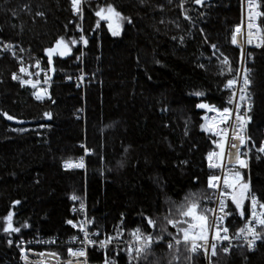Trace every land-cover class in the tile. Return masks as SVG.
<instances>
[{
    "label": "trees",
    "instance_id": "trees-1",
    "mask_svg": "<svg viewBox=\"0 0 264 264\" xmlns=\"http://www.w3.org/2000/svg\"><path fill=\"white\" fill-rule=\"evenodd\" d=\"M260 1L264 11V0ZM180 2L86 0L88 84L82 119L83 94L74 84L82 68L79 44L70 45L68 56L54 55L51 66L44 52L61 36L77 38L70 0H0L1 46L12 45L16 53L0 49V113L16 117L9 121L0 115V264H23L15 243L9 246L7 239L37 231L72 235L65 222L85 195L95 228L113 233L123 214L127 239L129 231L142 226L141 213L159 223L186 194L207 187L205 154L215 145L200 125L205 115L214 113L195 105L221 107L227 100L222 87L231 74L226 68L224 75L218 72L223 56L233 69L239 66L240 48L231 43V33L241 22V2H186L191 20L184 19ZM109 3L132 20L122 23L120 36H112L103 21L96 28L95 11ZM260 23L264 28V17ZM211 44L219 49L216 56ZM251 52L255 108L248 131L259 145L264 140V46ZM37 59L41 67L54 69L52 102H36L31 91L12 79L21 64L36 70ZM196 91L205 95L197 97ZM45 112L52 118L44 117ZM83 143L93 151L87 172L63 170L64 160L83 153ZM251 155L252 190L264 201V158L255 159V150ZM72 195L80 199L73 201ZM16 200L20 204L14 205ZM9 211L14 213V226L27 222L30 227L6 236L2 218ZM230 221L232 232L242 224L238 216ZM169 230L174 231L171 226ZM156 251L163 255L167 249L160 246ZM90 259L103 264L104 255L92 248ZM213 259L216 264H264V243L253 252L234 248L230 255ZM117 262L128 264L123 254ZM194 264L207 263L200 257Z\"/></svg>",
    "mask_w": 264,
    "mask_h": 264
},
{
    "label": "snow or ice",
    "instance_id": "snow-or-ice-1",
    "mask_svg": "<svg viewBox=\"0 0 264 264\" xmlns=\"http://www.w3.org/2000/svg\"><path fill=\"white\" fill-rule=\"evenodd\" d=\"M186 2L195 5H204L205 0H181L180 8L185 20H191L188 10L184 5ZM84 0H70L71 11L74 15L83 18ZM143 3V0H141ZM248 4V22L247 32L242 31V27L237 25L231 33V43L238 45L241 49V64L244 63V45H252L255 41L256 47L264 46V28L256 23L259 18L264 17V11H261L260 0H247ZM27 7V6H25ZM15 15V13H13ZM36 15L42 16V12ZM95 16L99 19L96 22V28H100V21L107 23L108 31L116 37L121 34V25L123 22L132 23L131 18L122 16L111 3L105 7H99L95 11ZM179 27V25H177ZM80 31L78 38L69 37L67 40L61 36L53 46L44 49L49 66L53 63V56L59 54L60 57L68 56L72 47L82 42L85 46L89 41L83 34L84 29L77 25ZM203 35V29H201ZM175 39V37H174ZM184 42V38H180ZM207 43V37L205 36ZM71 45V46H70ZM214 50L212 56H216L219 51L216 44H211ZM2 50H11L15 56V50L12 45L5 44ZM24 51L23 48L20 49ZM223 56V53L220 54ZM251 57V53H248ZM22 59V58H21ZM79 59V57H78ZM219 59V57H217ZM211 60V56L209 57ZM159 63V61H157ZM34 67L38 69L35 73L29 72L27 67L21 64L20 73L31 77H39L44 72V84H48L50 77L47 70L42 69L40 60L35 61ZM198 67L205 68L200 64ZM231 74V78L226 80L224 89L229 92L227 100L221 107L206 102L197 103L198 109H203L206 113H214L209 117H203L204 123L200 128L205 133L211 134L212 143L215 149L209 151L206 155L207 167L210 174L207 177V187L196 192L186 194L184 200L178 206L173 205L163 220L158 223L157 218L140 214L142 226L128 232V238L125 239L126 228L123 226V214H121V224L114 226L113 233H104L100 228L94 227V219L89 218L85 211V205L80 203L79 209L73 208L74 212L83 213L80 220L69 219L66 221L73 229L78 230V234L69 237L67 243V259L62 260L56 252H34L31 248H25V244H31L32 241H25L23 237L7 239L9 246L15 245L19 248L21 259L25 264H46L44 258L51 257L56 260V264H87L88 249L94 248L102 251L104 255L103 264H118L117 258L125 255L128 264H194L198 258L203 257L207 264H216L213 258L219 254L228 256L234 248H244L252 251L256 248L257 241L264 243V201H262L252 190L251 179H245V173L242 170H249V161L252 158L253 149H255V159L264 158V140L260 141L257 147L253 137L248 132V126L252 122L250 115L253 108L252 93L249 90L252 80L250 79L251 70L247 67L233 69L227 56L220 60L219 75H224V69ZM54 71V69H50ZM13 80H18L21 86L30 85L35 91L32 93L37 101H41L47 95L46 88H38L41 83L39 79H24L16 73L12 74ZM83 79V77H81ZM193 95L202 97L205 93L196 91ZM50 98V97H49ZM166 110V109H162ZM7 120H15L16 117L7 112L0 113ZM44 117L51 119L52 113L45 112ZM44 127V125H40ZM13 131H25V129H13ZM187 134V133H185ZM85 154L91 150L81 145ZM181 163H187L182 161ZM65 169H83L85 164L83 157L73 162L71 159L63 162ZM77 201L80 198L76 195L70 197ZM247 202V203H246ZM14 205L20 204L19 200L13 201ZM208 204L215 205L209 207ZM238 216L242 221L239 228L230 234V217ZM14 213L9 211L2 219V232L6 236L20 234L22 229L30 227L25 222L20 226H14ZM169 226L174 231L169 230ZM151 228L152 231H146ZM36 243L54 244L55 240H36ZM72 244H78V247H72ZM163 246L167 251L160 255L156 249ZM39 257L37 261L29 259V255ZM245 259H247L245 257Z\"/></svg>",
    "mask_w": 264,
    "mask_h": 264
},
{
    "label": "built area",
    "instance_id": "built-area-1",
    "mask_svg": "<svg viewBox=\"0 0 264 264\" xmlns=\"http://www.w3.org/2000/svg\"><path fill=\"white\" fill-rule=\"evenodd\" d=\"M240 2H241V22H240V26L242 27V31L245 33V36H246V32H247V22H248V4H247V0H240ZM260 10L263 11L262 10V7L260 8ZM86 12H87V5H86V0H84V3H83V18L81 19L79 16H76V15L73 14V17H72V20H71V22L74 21L76 23V36H77V38L81 34L80 31L77 29V25L78 24L80 25V27H82L84 29V33L83 34L86 36ZM260 20H261V18H259L256 21V23L260 24V26H261ZM261 28H262V26H261ZM78 44H79V47L81 49L80 50V58H81L82 68H81L80 73L75 77L74 84H75V86L78 89H80L82 91V94H83L84 106H83L82 116L81 117H82V119H85V117H86L85 95H86V88H87V84H88V74H87L86 69H85V66H84V58H85L86 46L82 42H80ZM258 48H260V47H256L255 46V41H254V43L252 45H248L247 43H245V45H244V56H245V60H244V63L243 64H241V49H240V62H239L238 68H243V67L249 68L251 70V72H250V79H251V75H252V64L254 62V55L252 54L251 51L253 49H258ZM0 49H2L1 39H0ZM248 53H251V57H248ZM41 68L47 70V75L50 77V80H49L48 84H44L43 83V80H44V72H41L40 75H39V77H37L35 75L29 77L26 74L20 73V72H16V74L18 76H21L24 79H29V78H31L33 80L39 79L41 81V83L38 85V88H46L47 89V95L41 101H37L35 99V97L33 96L34 97V100L36 102H38V103L52 102L53 101L52 85H53V82H54L53 81V77H52V71L50 70V68H44V67H41ZM36 71H38V69H36V70L29 69V72H32V73H35ZM81 77H83V79H81ZM13 81L16 82V83H18L21 86V84L19 83L18 80H13ZM21 87L28 89L32 93L35 91V89H33L30 85H24V86H21ZM222 89H223V91H225L229 95V92L226 89H224V86L222 87ZM252 99H253V108H252V111H251L250 115H252V113L254 111V108H255V97H254L253 94H252ZM83 145L85 147L89 148L91 151L88 154H85L84 149H83V153L79 157L69 158V159H71L73 162H76V161L79 160V158L83 157V162L85 164V167L83 169H65L63 167V163H62V169L63 170H65V171H83L84 173L87 172V168H88V158L93 153V151H92V149L90 147H88L86 145V143H83ZM258 146L259 145H257V147ZM214 149L215 148H212V149H208L206 151L205 160H206L207 153L209 151L214 150ZM253 150H255V149H253ZM66 160H68V159H66ZM249 165H250V161H249ZM206 169H207V177H208V175L210 174V171H209V169L207 167V160H206ZM242 171L245 173V179H248L250 177L251 166H250V169L249 170H242ZM206 181H207V179H206ZM81 202H83V204L85 205V211H86L87 216L89 218H93L94 219V227H93V230H94L95 229V221L96 220H95V217L90 213V208H89V203H88L87 195H85L83 201H81ZM80 203L74 205L73 208L75 207L76 209H79ZM208 206L209 207H214L215 205L208 204ZM73 208H72L73 218H70V219L75 220V221H78V220H80L82 218L83 213H80L79 211L74 212L73 211ZM65 224L67 226H69L70 229H72V231H73L72 235L78 234V230L77 229H73L72 226L71 225H68L66 222H65ZM231 233H232V230H231V227H230V234ZM72 235L64 236V237H58V236H55V235H45L41 231H37V232L33 233L30 236L23 237V239L25 241H32L31 244H25L24 247L25 248H31L34 252H37V253L40 252V251L56 252L62 258V260H64V259H67L68 258L67 257V251H66V249L69 246L65 242H67L69 240V237L72 236ZM36 240H43V241L55 240L56 243H54V244H46V243L38 244V243H36ZM261 243H262L261 241H257L256 248L254 250L250 251V252H253V251L257 250ZM14 246H15V249H16V251L18 252V254L20 256L19 248L15 244H14ZM71 246L75 248V247H78L79 245L78 244H72ZM244 248L247 250L246 247H244ZM91 249L92 248H89L88 249L87 264H97V263L91 261V259H90V250ZM20 259H21V256H20ZM29 259L35 262V261H37L40 258L37 257V256H35V255H31L30 254L29 255ZM44 259L46 261V264H56V260L54 258L46 257ZM21 261H22L23 264H25V261L24 260L21 259Z\"/></svg>",
    "mask_w": 264,
    "mask_h": 264
},
{
    "label": "crops",
    "instance_id": "crops-1",
    "mask_svg": "<svg viewBox=\"0 0 264 264\" xmlns=\"http://www.w3.org/2000/svg\"><path fill=\"white\" fill-rule=\"evenodd\" d=\"M104 22V21H103ZM106 23V22H105ZM106 25H107V23H106ZM123 30H124V28H123V24L121 25V32L123 33Z\"/></svg>",
    "mask_w": 264,
    "mask_h": 264
},
{
    "label": "rangeland",
    "instance_id": "rangeland-1",
    "mask_svg": "<svg viewBox=\"0 0 264 264\" xmlns=\"http://www.w3.org/2000/svg\"><path fill=\"white\" fill-rule=\"evenodd\" d=\"M121 34H122V32H121ZM121 34H120V35H121ZM120 35H119V36H120ZM72 50H73V49H72ZM71 52H72V51H71ZM57 54H58V53H57ZM70 54H71V53H70ZM55 55H56V54H55ZM58 55H59V54H58ZM212 116H213V115H212ZM209 117H211V116H209Z\"/></svg>",
    "mask_w": 264,
    "mask_h": 264
}]
</instances>
